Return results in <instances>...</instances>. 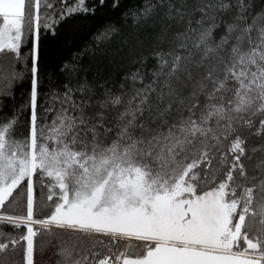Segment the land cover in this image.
Returning a JSON list of instances; mask_svg holds the SVG:
<instances>
[{"label":"snow or ice","instance_id":"obj_1","mask_svg":"<svg viewBox=\"0 0 264 264\" xmlns=\"http://www.w3.org/2000/svg\"><path fill=\"white\" fill-rule=\"evenodd\" d=\"M41 3L0 0V57L23 61L30 83L28 100L0 118V210L14 193L26 198L25 215H0V224L26 228L0 242V254L19 249L23 264H34L35 238L46 235L60 240L47 241L57 264H264V158L256 183L237 182L249 179L241 131L264 137V0H148L133 15L154 46L150 83L131 95L82 86L79 100L71 89L54 92L44 109L51 122L39 114L41 29L96 9L76 0L42 23ZM7 79L11 89L24 73ZM250 151L264 153V144ZM34 177L48 191L43 219L34 218ZM61 233L91 239L90 255L82 239ZM120 242L125 248L113 251Z\"/></svg>","mask_w":264,"mask_h":264},{"label":"trees","instance_id":"obj_2","mask_svg":"<svg viewBox=\"0 0 264 264\" xmlns=\"http://www.w3.org/2000/svg\"><path fill=\"white\" fill-rule=\"evenodd\" d=\"M155 2V0H153ZM257 6L260 0H254ZM76 0H42L40 16L41 21L53 23L59 20L60 14L74 6ZM114 0H106L100 6L98 0H87L89 8L95 7V12L90 14H73L66 16L54 25L52 30L41 29L40 32V59H39V79L40 96L38 98L39 114L47 118L48 122L54 115L45 114L44 109L49 106V100L55 92L63 95L66 88L72 90L74 99L79 100L82 92L77 91L80 87H90L92 91L99 92L102 89H111L112 92L131 95L133 88H140L150 83L152 72L156 66V57L153 52V45H149L145 39L147 33L137 26V21L133 14H138L143 5L148 0H119V6L113 8ZM51 4V8L45 7ZM2 24V20H0ZM28 42L21 49L22 55H27L32 45V38L28 37ZM30 67V64L27 65ZM13 71L24 73V79L15 83L9 89L10 74ZM138 74V79L134 82L131 77ZM0 91H10V95L0 97V118L10 117L13 109L19 107L28 100L27 93L30 91L28 74L25 72V64L14 66L13 59L0 57ZM59 102L54 106L58 108ZM21 127L18 133L25 132L23 125L28 119L27 113L21 115ZM41 122H44L43 120ZM255 129H244L241 135L247 138L246 156L242 162L248 172V180H241L237 176L238 183L252 186L256 183L251 179L254 174L255 165L259 159L264 158V153H251V148L258 144H264V137L251 135ZM228 141H225V151ZM247 155H252V159H247ZM213 166L219 167V154L213 161ZM227 165L219 172L215 173L217 182L224 178ZM214 173L208 171L209 178ZM235 175V174H234ZM211 182L203 186V190H208ZM21 188L19 192H23ZM34 218L43 219L50 215L51 208L48 206L46 196L48 191L41 187L39 179L34 177ZM15 198H9L5 207L0 210V215L23 216L26 214V198L14 193ZM258 198V197H257ZM38 227V226H35ZM59 231V230H57ZM0 232L5 235L0 237V242H7L10 237L18 238L26 233V228L15 229L10 225L0 224ZM62 240L69 243L82 239L85 244L84 253L89 254L92 240L88 237L69 236L60 234ZM48 239H53V244L59 245L60 240L38 235L35 238L36 252L34 264H57L59 259L57 247L48 245ZM105 241L107 237H102ZM127 242H120L113 248V251H122ZM132 244L139 242L133 240ZM102 254L106 249L101 246ZM0 264H23V252L21 250L7 251L0 254Z\"/></svg>","mask_w":264,"mask_h":264}]
</instances>
